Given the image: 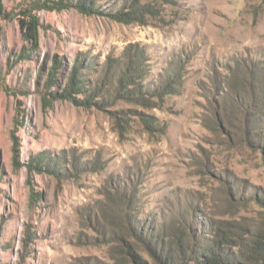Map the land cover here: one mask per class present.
Wrapping results in <instances>:
<instances>
[{
  "label": "rangeland",
  "instance_id": "374dc122",
  "mask_svg": "<svg viewBox=\"0 0 264 264\" xmlns=\"http://www.w3.org/2000/svg\"><path fill=\"white\" fill-rule=\"evenodd\" d=\"M34 1L2 0L15 18L1 20L0 264H116L131 246L156 264L143 243L120 229L117 181L137 186L136 217L149 225L153 219L154 229L161 213L180 217L188 208L190 219L199 213L204 232L220 225L234 235L248 233L264 213L255 201L264 191L262 153L221 119L215 125L211 104L225 76H242L256 64L264 69V0H139L153 10L143 22L129 23L111 13L128 10L130 0H94L98 10L91 14L36 10L39 47L21 58L17 17ZM132 44L147 56L143 84L178 71V92L154 96L146 106L120 100L101 110L43 100L55 57L64 63L61 83L79 53L95 70ZM40 151L69 175L35 169L30 161ZM96 159L97 170L77 163ZM72 161L85 170L74 175ZM229 189L242 200L231 201Z\"/></svg>",
  "mask_w": 264,
  "mask_h": 264
},
{
  "label": "trees",
  "instance_id": "16d2710c",
  "mask_svg": "<svg viewBox=\"0 0 264 264\" xmlns=\"http://www.w3.org/2000/svg\"><path fill=\"white\" fill-rule=\"evenodd\" d=\"M167 2L168 0H161ZM33 7L20 11L17 20L21 38L24 42L19 57L31 58L39 47V28L41 26L36 10H56L74 8L80 13L91 14L98 10L94 0H47L34 1ZM50 2V3H49ZM126 4L125 2L123 5ZM126 11L121 8L111 13L118 21L129 23L132 21L143 22L146 14L153 8L148 4H141L139 0H130ZM154 13V12H153ZM15 18L12 11H8L0 0V40L3 34L1 20ZM144 48L138 44L126 47L120 57L108 56L100 69H93V61L86 59L84 54L79 53L75 59L67 63L65 73L59 82L57 73L64 68L62 59L55 57L49 67L43 100L49 105L55 100H66L76 106L95 108L98 110L114 105L120 100L145 105L151 102L152 97L162 99L167 94L179 91L181 75L177 71L165 74L158 81L143 84L149 74V65ZM96 72L94 77L91 73ZM242 76L238 72H232L225 76L224 89L218 95L215 105L211 104L217 125L219 119L226 126L236 130L235 136L243 138L251 146L257 148L264 161V69L259 65L244 70ZM60 84L57 90L50 91L51 86ZM49 97H48V96ZM145 120V119H143ZM150 122V121H149ZM148 124V121H145ZM150 125L151 122H150ZM18 148H13V162L17 163ZM58 160V159H57ZM98 159L95 162L87 161L79 165L91 166L86 170L100 168ZM59 161V160H58ZM33 167L38 171L47 170L53 174L67 177L69 172L60 167L56 159L38 152L32 156ZM73 167L76 164L72 161ZM31 167V165H30ZM61 169L63 173H61ZM75 169V167H74ZM85 169H75L77 172ZM137 186L130 182V188L116 182L113 192L122 200L121 231L127 236H134L138 243L145 245V251L156 264H264V213L260 220L249 232L243 235H234L230 230L223 229L220 225L209 227V230L199 220V213L193 212L192 218L188 215L189 209L167 219L162 213V225L154 229L136 217L138 213ZM231 201L239 202L241 198ZM255 201L264 209V191L255 194ZM193 210L191 206H189ZM156 222V221H155ZM156 225V223H155ZM209 225V224H208ZM211 235V237L207 236ZM28 238H32L27 233ZM126 242V247L129 243ZM116 264H148V261L139 255L133 246L125 251V254L116 257Z\"/></svg>",
  "mask_w": 264,
  "mask_h": 264
}]
</instances>
